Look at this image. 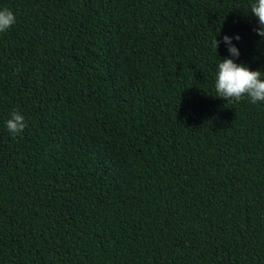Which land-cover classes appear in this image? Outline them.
Segmentation results:
<instances>
[{
	"label": "trees",
	"instance_id": "1",
	"mask_svg": "<svg viewBox=\"0 0 264 264\" xmlns=\"http://www.w3.org/2000/svg\"><path fill=\"white\" fill-rule=\"evenodd\" d=\"M252 2L0 0V264H264V102L215 91Z\"/></svg>",
	"mask_w": 264,
	"mask_h": 264
},
{
	"label": "clouds",
	"instance_id": "2",
	"mask_svg": "<svg viewBox=\"0 0 264 264\" xmlns=\"http://www.w3.org/2000/svg\"><path fill=\"white\" fill-rule=\"evenodd\" d=\"M249 11L257 18L259 27L254 29L257 34L264 38V0H253ZM16 22L14 12L9 8L0 9V33L7 31ZM239 40L240 36H223V42L227 45L231 58L219 59L217 73L215 77L216 96L224 98L226 101L239 102L243 98H250L252 103L264 102V72L252 70L244 63H237L236 59L240 55L238 47L232 42ZM220 41L216 38L212 41L215 51ZM24 116L13 111L11 117L6 120V128L15 137L23 132L26 127Z\"/></svg>",
	"mask_w": 264,
	"mask_h": 264
}]
</instances>
